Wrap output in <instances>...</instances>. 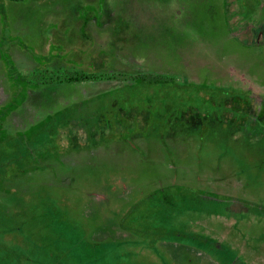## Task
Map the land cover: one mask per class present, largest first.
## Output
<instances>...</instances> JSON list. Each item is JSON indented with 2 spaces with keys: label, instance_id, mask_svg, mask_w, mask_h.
I'll return each instance as SVG.
<instances>
[{
  "label": "rangeland",
  "instance_id": "374dc122",
  "mask_svg": "<svg viewBox=\"0 0 264 264\" xmlns=\"http://www.w3.org/2000/svg\"><path fill=\"white\" fill-rule=\"evenodd\" d=\"M144 1L146 0H11L6 9L0 11V29L8 28L10 34L9 28L13 27L16 33L20 34L14 41L24 45L25 51L15 49L14 55L19 70L27 74L31 73L36 65L28 55L34 58L41 52L48 55L55 53L60 57L73 54L81 60L88 61L91 57L96 61L110 55V50L116 43L124 46L121 49L125 56L133 60V64L138 61L151 71H170V68H179L181 64L191 71L203 68L199 73L202 75L200 77L195 76L194 72L179 71L176 74L181 82V78L187 76L197 84L207 83L199 85L200 90L189 88L187 85L181 87L172 84L167 88L151 86L130 92L133 103L129 109L142 114L145 121V125L140 127L142 131L136 136L139 144L147 145L149 140L162 141L164 150L156 152V145L151 143L149 151L139 150L138 156H134L132 152L136 150L129 149V138H117L121 142L118 140L116 144H111L105 139L94 142L91 139L96 136L92 138L89 135L88 147L80 151L81 159L79 164H76L75 170L81 173L77 181L78 191L75 192L80 194L84 186H95L96 180L91 176L96 170H123L128 173L143 170L142 173L146 174L164 171L167 168L164 160L169 164L175 161L177 165L180 162L177 155L190 158L188 151L198 149L205 161L199 164V170L205 172V177L196 180L194 171L191 176L187 173L184 177L180 176L181 179L175 183L158 182L156 187H159L160 191L155 190L151 196L140 201L128 221L134 227L139 221L137 228H141L143 223L140 212L147 211L152 214H144V218L151 215L149 218L152 220L158 216H168L169 213L180 216L177 220L176 217L171 218L172 226H193L192 231L194 228H205L206 225L214 226L225 236L226 241L223 244L226 248L232 244L233 248L230 246L228 249L231 256L237 253V244L240 248L243 243H249L253 244L252 250L239 251V256L242 260L247 256H254V261L241 263L264 264V118L258 115L261 104L255 103L251 107L241 109L240 105L223 103V100L229 97V92L217 91L214 84L207 81L203 74L206 72L204 68L221 69L232 79L233 86L253 85L260 90L261 79H264V48L257 47L260 50H253L248 47L244 43L243 34L236 35L242 33V25L234 22L230 15L227 19L224 17L223 22L220 6L210 7L211 1L214 0H209L207 4L205 0H194L192 7L182 4L180 11L174 15L166 8L172 7L169 5L172 0H149L150 3ZM215 3L218 4V0ZM131 16L135 23L129 22ZM225 27H230L229 30L234 32L236 38L226 36ZM104 43L107 44L106 47H101ZM90 66L88 64L85 67ZM148 75L159 76L154 73ZM2 82L1 74L0 95L5 88L2 87ZM119 84L120 82L111 78L85 81L76 86L77 88H60L59 93L62 96L53 95L54 93L47 95V92L52 90L48 89L47 96H41V102L44 103L49 96L52 101L58 98L60 101H66L68 93H71L69 95L72 99L68 100L71 102L73 99L92 96ZM246 94L250 96L247 92L242 97ZM86 105L82 104L80 107L84 109ZM34 107L31 112L29 108L26 113H35L37 109ZM82 113L87 114L84 110ZM81 128L85 133L89 132L86 127ZM173 137L177 143L173 140L168 143L167 139ZM171 151L176 153L175 160L174 155L168 154ZM180 165L178 169L182 171L184 168ZM110 177L109 180H113V174H110ZM211 177L217 179L220 187H223L224 183L225 186L229 185V188L233 187V191L240 195L236 196L239 199L236 198L233 202L228 198L229 194L225 189L220 192L210 187L206 179ZM141 184L155 183L146 180ZM99 185H96V189L102 188ZM131 189L129 197L134 199L135 191ZM107 191L111 196H123L128 189L124 185L123 189L113 187ZM72 192L74 191H68ZM164 192L171 193L174 197H164ZM156 198L160 200L156 201ZM231 204L242 207L244 212L236 213L234 209L229 208ZM41 207L42 205L38 204L36 212ZM50 207L51 211L47 210L45 216H35L37 220L31 222L30 228L20 225L18 230V235L23 236L25 242H40L37 252V255L40 254L39 259H35L39 263L33 264L51 261L48 254L50 249H74L73 245L77 243L73 241V235L80 234L74 230L70 232V216L61 220L63 215L58 213V208ZM167 219L170 218L165 220ZM38 223L44 225L42 230H36ZM143 226L150 227L149 222H145ZM31 247L29 246V251ZM57 254L59 252L55 251L54 255ZM138 260L150 264L151 258L144 256ZM137 262L135 259L129 263L140 264Z\"/></svg>",
  "mask_w": 264,
  "mask_h": 264
},
{
  "label": "trees",
  "instance_id": "16d2710c",
  "mask_svg": "<svg viewBox=\"0 0 264 264\" xmlns=\"http://www.w3.org/2000/svg\"><path fill=\"white\" fill-rule=\"evenodd\" d=\"M9 1L11 0H0V11L6 9L5 7H7ZM195 1L172 0L169 4L172 7L166 8L174 15L177 11H180L182 4L191 5L192 7ZM208 1L205 0V4ZM144 2L150 3L149 0ZM215 2L216 0L211 1L210 7L220 6L223 13V22L224 17L227 19L230 15L234 22L242 25V33L236 35L243 34L244 43L248 47L253 50H258L257 47L264 48V0H218V4ZM212 4L214 5L212 6ZM126 19L128 18L126 17ZM129 22L135 23L133 16H131ZM229 28H226L225 34L233 38L235 34ZM9 29L10 34H8V28L1 27L0 29V75L2 74L3 78L2 87H5L4 92L0 95V264H25L30 258L34 260L38 258L39 254L37 255V252L40 242H25V238L18 235L20 225L30 228L31 222L37 220L35 216H45L47 210L50 209L49 211H51L50 206L58 208V213L63 215L61 220L69 216H76L79 199L84 200L85 203L91 200L89 193L96 189V185L84 186L80 194L75 192L78 191L77 181L81 173L75 170L76 164H79L81 159L79 157L80 151H83L84 147H88L89 135L92 138L96 136L95 139H91L94 142L105 139L110 141L111 144H116L119 142L118 140H122V137L129 138V149L136 150L132 152L134 156H138L139 150L149 151L152 147L150 146L151 143L156 145V152L159 153V151L164 150L162 141L149 140L147 145L139 144L136 136L142 131L140 127L145 125V121L142 114L129 109V106L133 103L129 93L143 87L159 86L167 88L172 84L181 87L187 85L189 88L193 87L200 90L199 87L201 86L199 85L205 82L197 84L187 76L181 78L183 80L181 82L176 77L179 71L184 73L194 72L195 76L200 77L201 74L199 73L203 68L191 71L181 64L179 68H170V71L156 70L155 72V70L151 71L138 61L133 64V60L125 56V52L121 49L124 46L117 43L110 50V55L96 61L91 57L88 61L81 60L73 54L60 57L55 53L48 55L41 52L35 55L34 58L28 55L36 65L33 71L27 74L19 70L14 55L15 49L19 48L25 51L24 45L14 41L17 35L20 34L16 33L13 27ZM97 40L99 41L98 38ZM106 45L104 43L101 47H106ZM88 64L91 66L85 67ZM141 67H143L142 70ZM204 70L206 71L203 73L206 80L214 84L217 91L221 93L229 92V97L223 100V103L232 106L240 105L241 109L259 103L261 105L258 115L264 118V99H261V97L264 98V79H261L262 87L259 90L253 85L247 87L233 86L232 79L227 77L221 69L204 68ZM228 70L231 71L230 68ZM149 73L159 74V76L150 77ZM104 78L117 80L120 84L92 96L73 99L71 102L68 101L72 99L70 98L71 93L66 94V101H60L59 98L52 101L49 96V99H46L44 103L41 102L42 95L47 96L54 93L53 95L60 96L59 91L63 88H77L76 86H79L82 82ZM258 83H256L257 86ZM48 89L52 90L48 91L46 95ZM247 92L250 93V96L246 94L245 97H242ZM244 102L247 103V106ZM82 104H87L84 109L80 107ZM33 106L36 107L37 111L31 114L26 113L29 108H31V112ZM82 110L86 111L87 114L83 115ZM200 121L202 122L203 119H200ZM81 126L86 127L89 132L85 133ZM167 140L168 143H171L172 140L175 141L174 137ZM175 142L177 143V141ZM176 146L174 145L173 148ZM168 154L174 155L175 160L176 153L173 154L171 151ZM198 155L199 158L203 159L201 154L198 153ZM147 157L149 156L147 155ZM174 162L170 163L173 166L172 168L167 166L169 164L167 163V168L164 171H153L149 174L142 173L143 170L138 173L133 171L129 173L122 172L125 175V181L133 188V192L135 191V197H138L139 193L142 192V195L138 197V203L143 201L145 197L151 196L155 190L160 191V188L156 187V184H159L160 181L177 182L181 179L180 176L184 177L187 174L191 176L194 171L196 173H193V176L197 175L195 176L196 180L205 177V172L199 170L200 167L181 171L177 169L179 164L176 165ZM164 164H166V161ZM110 174L118 176L119 173L118 171L96 170L95 173H92L91 178L99 182L104 179L106 181L111 179ZM146 180L155 184H141ZM206 182L210 187H214L215 190L220 192L222 188L227 189L229 187V185L225 186V183L223 187H220V183L217 182L215 177L206 179ZM227 190H230V188ZM68 191L74 192L68 193ZM162 196L174 197L168 192H164ZM227 196L231 199L234 198L232 195ZM155 200H160V198ZM38 204H41L42 207L36 212ZM135 206L133 205L130 208L131 214L135 211ZM75 221V218H72L71 223L74 229L70 227V232H73V230L79 232ZM43 226L38 223L35 227L38 231L42 230L41 227ZM200 236L198 235V237ZM32 237L36 236L32 235ZM200 238L204 237L201 236ZM80 239V234L73 235V241ZM31 243H33L32 247ZM76 243H80V241ZM81 245L87 244L81 241ZM29 246L31 251H29ZM237 254L233 256L229 254L227 260L234 261Z\"/></svg>",
  "mask_w": 264,
  "mask_h": 264
},
{
  "label": "flooded vegetation",
  "instance_id": "af4514ba",
  "mask_svg": "<svg viewBox=\"0 0 264 264\" xmlns=\"http://www.w3.org/2000/svg\"><path fill=\"white\" fill-rule=\"evenodd\" d=\"M198 153H201V151L193 149L187 153L190 158L177 155V160L180 161L178 164L184 163L180 167L189 168L190 170L199 167V164L205 161L199 158ZM191 158L192 160L190 161ZM188 159L189 161H187ZM167 166L173 167L171 164ZM202 167H204V164ZM122 172L123 170H118L119 174L118 176L114 175L113 180L105 181L104 179L99 183L96 180L95 185L100 184L99 186H102V188L94 189L89 193L90 201L85 203L84 200L79 199L77 215H73L71 218H75L81 239H83L79 241H83L87 245L77 243L73 245L74 249H50L48 254L51 261H45V263L40 264H47V262H55L57 264H132L129 262L135 259L140 264H145V262L138 260L144 256L151 258L150 264H208V262L213 264H240L241 261H254V256H247L243 260L239 256V251L249 252L252 250L253 244L243 243L240 248L237 244L236 251L238 254L231 263L230 260H227L230 254L228 249L230 246L233 248V246L229 244L228 248H226V245L223 244L226 238L220 234L217 228L206 225L202 229L194 228L193 231H196V233H193V226L184 227L179 224L178 227L181 228L172 226L171 218L176 217L177 220L180 216H173L171 213L168 216H158L157 219L152 220V218H149L151 215L144 218L143 215L147 214V211L140 212L143 225L148 221L150 227L142 225L141 228H137L139 221H137L136 227L131 225L128 219H131L129 217L134 214L130 213V208L138 204V197L142 195V192L139 193L138 197L131 199L129 194H131L132 189L127 181L124 180L125 175ZM124 185L127 187L128 192L123 196H111L108 191L106 192L107 189L113 187L123 189ZM227 189H225V192L234 197L232 199L233 202L236 198L239 199L236 196L240 195L235 190L233 191L232 187L230 190ZM229 208L234 209L236 213L244 212V209L236 206V204L229 205ZM167 217L170 219L165 220ZM162 225L164 228H162ZM198 235L204 238L201 239V236L198 237ZM55 251H58L59 254L54 255ZM53 256L55 258H52ZM132 257L134 258L131 260ZM33 263L39 262L30 258L25 264Z\"/></svg>",
  "mask_w": 264,
  "mask_h": 264
}]
</instances>
